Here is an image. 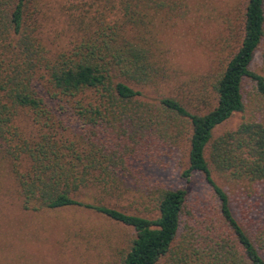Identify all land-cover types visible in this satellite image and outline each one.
Wrapping results in <instances>:
<instances>
[{"label":"trees","instance_id":"1","mask_svg":"<svg viewBox=\"0 0 264 264\" xmlns=\"http://www.w3.org/2000/svg\"><path fill=\"white\" fill-rule=\"evenodd\" d=\"M170 3L83 2L78 38L51 56L38 37L37 0H0V150L11 162L25 210L80 208L132 228L136 237L120 264H264V221L239 220L213 176L250 187L264 182L263 117L254 113L215 138L219 127L246 111L248 83L264 101V49L263 74L252 70L264 43V0H248L243 38L211 96L198 99L197 112L172 97L141 101L136 89L165 79L154 26ZM21 112L39 126L36 137L20 130ZM187 123L189 168L183 178L201 174L217 206L194 224L186 223L193 215L185 189L161 191L154 219L111 206L113 195L126 190L136 135L178 143Z\"/></svg>","mask_w":264,"mask_h":264},{"label":"rangeland","instance_id":"2","mask_svg":"<svg viewBox=\"0 0 264 264\" xmlns=\"http://www.w3.org/2000/svg\"><path fill=\"white\" fill-rule=\"evenodd\" d=\"M90 1L37 0L38 37L51 56L67 51L78 38L76 19L83 13L80 6ZM171 1L170 8L156 18L154 26L165 79L136 89L143 95L141 101L158 104L161 98L172 97L187 106L189 103L188 108L197 112L198 99L211 96L215 78L243 38L248 0ZM263 49L264 43L256 51L252 65V70L260 74ZM244 100L246 111L219 127L215 138L236 129L254 113L264 118V101L255 95L252 83L244 89ZM16 123L26 137L34 138L39 133L31 114L21 112ZM74 123L70 121L69 126L78 131ZM190 131L187 123L178 143L159 137L146 142L141 140L143 132L136 135V158L125 180L126 190L113 195L115 202L111 206L154 219L161 191L185 189L193 215L186 218V223L194 224L203 214H209L217 204L204 177L195 173L189 181L183 178L189 168ZM213 176L230 196L239 220L264 221V182L250 187L227 182L215 172ZM135 237L132 228L94 211L25 210L11 162L0 150V264H120Z\"/></svg>","mask_w":264,"mask_h":264}]
</instances>
